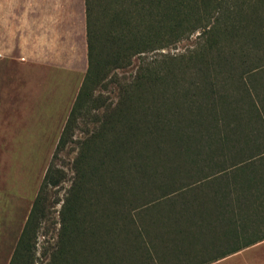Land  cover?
<instances>
[{
	"label": "trees",
	"instance_id": "16d2710c",
	"mask_svg": "<svg viewBox=\"0 0 264 264\" xmlns=\"http://www.w3.org/2000/svg\"><path fill=\"white\" fill-rule=\"evenodd\" d=\"M84 15L87 65L55 148L64 145L75 111L92 101L108 68H123L134 55L197 33L186 57H194L198 78L191 94L172 93L176 111L170 113L180 123L163 127V109L152 117L142 107L131 113L118 108L108 115L109 127L84 141L73 162L75 181L60 204L57 247L46 264H210L263 241L264 0H84ZM151 61L142 60L136 80L153 91L169 76L153 71ZM181 70L188 68L182 64ZM159 92L165 99L167 89ZM134 130L156 142L159 133L163 160L142 142L131 151ZM160 163L171 183L148 198ZM52 169L8 264H32V240L45 218L42 189L60 179ZM129 183L132 188L122 186Z\"/></svg>",
	"mask_w": 264,
	"mask_h": 264
},
{
	"label": "rangeland",
	"instance_id": "374dc122",
	"mask_svg": "<svg viewBox=\"0 0 264 264\" xmlns=\"http://www.w3.org/2000/svg\"><path fill=\"white\" fill-rule=\"evenodd\" d=\"M92 15L96 17L95 12ZM198 41L194 33L155 53L134 55L123 68H108L107 76L90 97L92 101L75 111L64 145L55 148L86 69L85 45L81 49L77 43L71 52L61 46L59 52L54 53L50 50V39L37 44L34 37L0 34V264L9 263L31 204L40 192L43 176L52 166L60 179L55 186L48 184L42 189L45 218L36 229L30 259L32 264L49 261L58 243L60 204L76 178L74 159L84 141H88L97 128L108 125V115L114 110L127 109L131 113L142 107L152 111L155 117L163 109V127L165 123L166 126L180 123L171 114L176 111L172 93L179 88L189 94L194 90L193 82L198 78L195 59L186 55ZM179 55L185 58L171 59ZM142 60H152L153 71H166L169 77L163 78L165 85H155L156 90L151 91L144 87L147 85L137 82V68ZM182 64L187 66V72L179 71ZM160 88L167 89L165 99L160 97ZM129 135L132 152H137L142 142L155 149L156 158L163 160L161 151H157L162 139L159 133L155 136L158 142L152 141L147 134L140 137L138 130ZM145 144L142 146L147 148ZM164 166L160 163L157 168L160 174L151 178L153 183L145 192L148 198L159 196L160 187L171 183V176L161 172ZM180 171L178 177L183 180L185 174ZM122 186L131 187V184ZM251 254L246 258L248 264H264V242L251 250Z\"/></svg>",
	"mask_w": 264,
	"mask_h": 264
},
{
	"label": "crops",
	"instance_id": "0c3cea01",
	"mask_svg": "<svg viewBox=\"0 0 264 264\" xmlns=\"http://www.w3.org/2000/svg\"><path fill=\"white\" fill-rule=\"evenodd\" d=\"M0 30H7L0 34L34 37L37 44L50 39L54 53L61 46L71 52L77 43L86 49L84 0H0ZM262 242L210 264H248L251 250L261 247Z\"/></svg>",
	"mask_w": 264,
	"mask_h": 264
}]
</instances>
